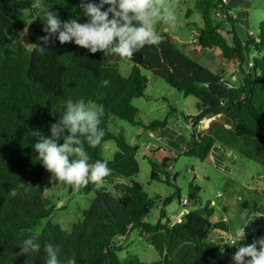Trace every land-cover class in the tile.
I'll use <instances>...</instances> for the list:
<instances>
[{"label":"trees","instance_id":"obj_1","mask_svg":"<svg viewBox=\"0 0 264 264\" xmlns=\"http://www.w3.org/2000/svg\"><path fill=\"white\" fill-rule=\"evenodd\" d=\"M79 5L80 0H0V264H46L44 249L49 244L60 249L61 264L69 260L75 264H230L220 255L222 244L210 238L214 230L229 228L226 220L212 219L215 209L211 205L189 209L175 223L162 207L158 218L150 221L161 196H151L134 179L140 171L139 146L127 142L123 134H114L109 124L116 117L139 123L133 100L145 95L148 81L142 70L148 69L185 96L199 99V112L186 116L192 122V142L186 153L212 160L216 148H235L264 164V20L257 37L243 40L235 28L238 19L225 0L198 1L203 26L190 47L200 52L217 48L225 61L235 60L236 79L194 60L167 32H158V44L145 45L127 57L134 65L124 76L118 67L120 56L90 53L71 42L61 44L56 36L47 43L41 39L47 35L44 9L51 8L62 21L76 18L84 23L87 17ZM26 11L31 16L29 24L21 17ZM192 12L188 10L187 16ZM26 28L29 45L19 39ZM252 52L257 53L253 59ZM79 99L96 103L103 113L101 142L89 147L81 140L89 163L106 161L110 172L101 182L84 186L86 192L95 191V197L70 231L49 221L37 234L33 230L52 214L54 205L40 188L47 170L33 148L39 138L33 132L50 135V126L66 102ZM219 114L205 130H198L204 118ZM160 123L165 126L168 118ZM110 139L117 140V150L113 159H106L103 145ZM157 149L146 150L151 153L152 178H159L160 167L152 156L158 158L162 151L161 165L166 167L174 159L172 151ZM115 176L131 182H116ZM104 182H115L116 194L99 188ZM195 193L191 190L190 197L196 198ZM175 195L167 196L164 205ZM134 229L153 244L159 259L146 262L128 253L120 260L122 246L116 242ZM26 238H33L40 250L20 254Z\"/></svg>","mask_w":264,"mask_h":264},{"label":"rangeland","instance_id":"obj_2","mask_svg":"<svg viewBox=\"0 0 264 264\" xmlns=\"http://www.w3.org/2000/svg\"><path fill=\"white\" fill-rule=\"evenodd\" d=\"M198 1L164 0L166 4L172 6L176 22L169 24L159 21L154 25V30L157 34L169 33L173 42L186 51L187 46L193 45L203 26V17L197 7ZM234 5L233 11L242 13L239 29L246 25V31L259 33L260 24L264 20V0H240ZM188 10H193L190 16H187ZM21 17L27 24L30 23L31 16L28 11ZM216 19L220 20L219 15H216ZM19 39L29 45L27 28L20 31ZM219 52L221 51L205 49L200 52L199 61L210 65L209 68L216 70L215 72L224 70L227 72L226 76L233 75L236 78L238 69L235 67V60L225 61ZM256 56L255 52L250 55L251 59ZM133 65L134 63L127 57L118 59L119 70L124 76L130 74ZM142 72L148 81L145 95L133 100V104L138 108L136 120L139 123L133 124L116 117L110 122L109 128L116 135L123 134L130 144L139 146L137 159L140 171L134 179L141 183L151 196H161L149 219L155 221L161 208L165 207L171 218L172 215L177 217L175 220L172 218L175 223L181 221L180 215L189 209L201 204L211 205L215 209L212 219L226 220L229 228L227 231L214 230L210 238L222 244L220 255L233 264L231 257L240 245L251 244L253 240L264 237V164L249 159L235 148H216L212 160H202L186 153L192 142V125L190 126L186 116L199 112V99L193 95L185 96L183 92L148 69H143ZM88 105L93 109L99 108L93 102ZM166 118L168 123L162 126L160 122ZM211 118H204L199 125L208 127ZM152 124L155 126L152 127ZM159 147L172 151L174 159L170 166L166 167L161 165L162 151L159 152L158 158L152 156V159L160 164L159 178H152L151 153L146 150L155 151ZM116 150L117 140L110 139L104 143L102 154L106 159H113ZM115 179L116 182H131L130 179L129 181L118 176H115ZM114 183L104 182L99 188L116 194ZM40 188L42 194L50 199L51 205H54V210L33 230L37 234L42 232L49 221L70 231L95 197V191L86 192L84 186L75 189L70 185L57 183L51 178L49 171L44 173ZM191 190L196 191V198L190 197ZM174 194H176L174 199L164 205V199ZM184 198L189 199V202L184 204ZM243 226L245 238L232 244L237 242L235 236L237 229ZM116 245L122 246L118 250L121 261L128 253L146 262L160 257L157 249L138 229L132 230L128 237L118 239Z\"/></svg>","mask_w":264,"mask_h":264},{"label":"clouds","instance_id":"obj_3","mask_svg":"<svg viewBox=\"0 0 264 264\" xmlns=\"http://www.w3.org/2000/svg\"><path fill=\"white\" fill-rule=\"evenodd\" d=\"M79 7L87 17L84 23L76 18L62 21L51 8L44 9L43 31L47 35L41 39L47 43L56 36L61 44L71 42L90 53L99 51L131 57L145 45L160 42L161 36L154 30L157 22H176L172 6L164 0H80ZM102 114L99 108L89 107L84 99L68 100L59 119L51 124L50 135L33 132L39 137L33 145L38 161L57 183L79 189L90 182H101L109 174L106 161L89 163L90 157L81 140L83 137L89 147L101 142L105 134L100 127ZM244 226L237 229V242L232 244L245 238ZM39 250L40 245L33 238L24 239L20 245V254L23 255ZM44 250L46 264H61L58 247L49 244ZM231 259L233 264H264V237L240 245ZM68 264H75V261L69 260Z\"/></svg>","mask_w":264,"mask_h":264},{"label":"crops","instance_id":"obj_4","mask_svg":"<svg viewBox=\"0 0 264 264\" xmlns=\"http://www.w3.org/2000/svg\"><path fill=\"white\" fill-rule=\"evenodd\" d=\"M226 1V4H227V8H228V10H229V12L231 13V14H233L237 19H238V22H236L235 23V28H236V31L238 32V34H239V36L243 39V40H245V39H247L248 38V31H246V25H243V26H241V30L239 29V25H240V22H241V15H242V13H238V12H234L233 11V8L235 7V3H239V1L240 0H225ZM229 33H230V31H229ZM208 50H216V51H218L219 49H217V48H213V49H208ZM220 51V50H219ZM219 53H221V52H219ZM208 66V65H207ZM210 66V65H209ZM216 71V70H215ZM217 72H219L218 70H217ZM225 73V72H224ZM225 75H227V72L225 73ZM232 78L233 79H236L235 78V76H233L232 75ZM221 117V114H219V115H216V116H213L211 119H210V122H209V124L211 123V121H212V119H218V118H220ZM189 124H190V126L192 125V123L191 122H188ZM164 128H167V127H164ZM202 128V129H201ZM207 127H203V126H201V125H199L198 126V129L200 130V131H203V130H205ZM216 151V150H215ZM214 151V152H215ZM213 152V153H214ZM213 156V155H212ZM172 218H174V215H172ZM237 248V247H236Z\"/></svg>","mask_w":264,"mask_h":264},{"label":"water","instance_id":"obj_5","mask_svg":"<svg viewBox=\"0 0 264 264\" xmlns=\"http://www.w3.org/2000/svg\"><path fill=\"white\" fill-rule=\"evenodd\" d=\"M191 56H192V58L194 59V60H198L199 59V56H200V51L198 50V49H195V48H193V49H191V47H190V45L189 46H187V50H186ZM33 54V52L31 51V55ZM182 215L183 214H181L180 215V218H182ZM177 217H175L174 216V220L176 219Z\"/></svg>","mask_w":264,"mask_h":264},{"label":"built area","instance_id":"obj_6","mask_svg":"<svg viewBox=\"0 0 264 264\" xmlns=\"http://www.w3.org/2000/svg\"><path fill=\"white\" fill-rule=\"evenodd\" d=\"M248 35L254 36V37H257L258 36V34L254 33L252 30H249L248 31ZM250 64L252 65L253 64V61H250ZM184 203L185 204L188 203V200L186 198L184 199Z\"/></svg>","mask_w":264,"mask_h":264}]
</instances>
